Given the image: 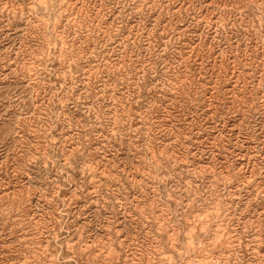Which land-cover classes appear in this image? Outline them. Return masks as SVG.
Returning <instances> with one entry per match:
<instances>
[{
  "label": "rangeland",
  "instance_id": "374dc122",
  "mask_svg": "<svg viewBox=\"0 0 264 264\" xmlns=\"http://www.w3.org/2000/svg\"><path fill=\"white\" fill-rule=\"evenodd\" d=\"M0 264H264V0H0Z\"/></svg>",
  "mask_w": 264,
  "mask_h": 264
}]
</instances>
